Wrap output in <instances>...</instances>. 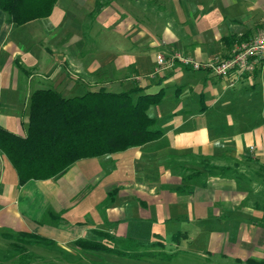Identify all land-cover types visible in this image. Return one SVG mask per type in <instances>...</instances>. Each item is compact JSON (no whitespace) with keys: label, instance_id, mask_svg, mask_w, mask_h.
I'll list each match as a JSON object with an SVG mask.
<instances>
[{"label":"crops","instance_id":"1","mask_svg":"<svg viewBox=\"0 0 264 264\" xmlns=\"http://www.w3.org/2000/svg\"><path fill=\"white\" fill-rule=\"evenodd\" d=\"M50 12L19 25L0 9V126L25 133L34 89L72 95L118 82L163 88L146 110L162 133L100 155L99 173L87 171L90 158L83 157L59 175L22 183L0 149V253L12 246L2 234L23 231L62 248L49 264H131L74 240L98 239L99 231L163 246L154 230L159 218L158 232L182 236L183 247L175 244L185 253L264 264L261 224H251L246 239L207 236L228 231L238 212L264 214V61L227 76L179 63L154 75V65L145 68L156 53L173 50L200 61L228 56L264 29V0H56ZM95 72L98 83L90 80ZM49 212L60 214L58 222ZM7 252L0 264H23Z\"/></svg>","mask_w":264,"mask_h":264},{"label":"trees","instance_id":"2","mask_svg":"<svg viewBox=\"0 0 264 264\" xmlns=\"http://www.w3.org/2000/svg\"><path fill=\"white\" fill-rule=\"evenodd\" d=\"M55 1L0 0V9L8 22L20 25L49 15ZM145 89L146 85L136 84L118 91L98 86L72 95H64L52 87L32 90L27 103L25 133L18 134L0 126V149L13 165L17 183L56 176L80 158L113 153L159 137L162 129L155 126V118L146 110L150 104L161 100L164 91L162 87L155 91ZM49 213L53 221L58 222L60 214ZM95 233L100 238L80 236L74 243L83 249L127 257L154 254L151 250H130L127 246L142 243L131 238L122 239L126 245L114 247L112 234ZM2 236L12 244L13 256H23V264H31L24 262L31 259L29 245H56L53 239L32 232H6ZM178 236L176 234L174 239Z\"/></svg>","mask_w":264,"mask_h":264},{"label":"rangeland","instance_id":"3","mask_svg":"<svg viewBox=\"0 0 264 264\" xmlns=\"http://www.w3.org/2000/svg\"><path fill=\"white\" fill-rule=\"evenodd\" d=\"M97 59H99V57H96ZM100 60V59H99ZM211 60V59H210ZM154 64H150V62L148 60H146L145 63V68H150L151 66H153ZM152 68V67H151ZM97 73V72H95ZM93 73V75L91 74L92 77H90V80L94 81L95 83H98L97 81H100L102 79L101 74L97 73L95 74ZM131 75V74H129ZM100 83V82H99ZM128 85V84H127ZM126 84L120 85V83H115L112 87H110L112 90L114 91H118L121 89H124L123 87L126 86ZM96 87V86H94ZM98 87V85H97ZM90 159L89 162L91 164H89L86 167L87 171H91V173H99V171H101V168L98 166L99 164V159H101L100 156H93V157H89ZM68 174V171L66 172V174L61 175L60 178H64L66 177V180L68 178V176H66ZM159 219V218H158ZM157 219V223L155 226V229L157 231V237L159 239H163L162 243L163 246L156 244V243H141V244H132L129 245L127 247H130V250L132 251H145V250H151V252H153L154 254H151L150 256H141V257H124L126 260H130L131 264H236V262L233 259V256L231 254H226L225 256H209L210 259L207 260L205 259L203 256L197 255L195 253L192 252H186L182 251L180 249H176V244L177 242L182 243L181 245H179L178 248L183 247V245L185 244L184 239L182 238V236L177 237V239H170V236L166 233L163 232H158L160 231L159 229L161 228V224L163 223L162 220H158ZM230 221V226L228 231H218L215 233H211L209 235V233L207 234V236H209V238H211L210 241H216L217 236L221 235L223 239H228L230 241H236L237 239H246L249 238L250 235V229H254L256 228V226L254 227H250L249 226L253 223L256 224H261V226H264V214H260V215H252L249 213L243 214V212L241 213H237V216L231 217L229 218ZM166 224V223H165ZM240 224H242V228L243 231L240 229H242L240 226ZM187 226V222H185V220L180 223L179 228H175V229H181L183 230V228H185ZM249 228V231H248ZM254 235H257L254 234ZM88 237H93L91 234H88ZM156 237V238H157ZM155 237H153L154 239ZM117 238L115 237L114 242L111 243L113 246H124L126 245L125 242L122 241H118L116 240ZM8 240V239H7ZM156 240V239H155ZM9 241V240H8ZM194 242V241H193ZM118 243V244H117ZM117 244V245H116ZM114 246V247H115ZM1 248V247H0ZM28 248V252L31 255V259H29L27 262L31 263V264H49L51 259L54 258L55 255L61 253L63 250L62 248H57V247H52L50 245H40L39 247L36 245H29ZM13 246H6V248H3L1 251H4L3 254L0 253L1 255H5L8 254L7 251H9L10 253L13 251ZM174 252L173 255L172 253L170 254V252ZM7 252V253H5ZM163 252L168 253L169 255H164ZM40 256V258H42L40 261L36 262L35 257L36 256ZM34 256V257H33ZM207 260V261H206Z\"/></svg>","mask_w":264,"mask_h":264},{"label":"built area","instance_id":"4","mask_svg":"<svg viewBox=\"0 0 264 264\" xmlns=\"http://www.w3.org/2000/svg\"><path fill=\"white\" fill-rule=\"evenodd\" d=\"M153 60L154 66L150 75L166 68H173L176 63L191 70L206 68L221 76L240 75L252 70L258 62L264 61V29H258L249 39L237 43L231 53L225 57L200 61L180 50H173L165 55L156 53Z\"/></svg>","mask_w":264,"mask_h":264}]
</instances>
